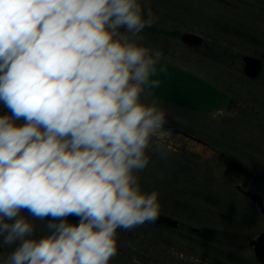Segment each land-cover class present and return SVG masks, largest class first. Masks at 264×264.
<instances>
[{"label": "clouds", "instance_id": "1", "mask_svg": "<svg viewBox=\"0 0 264 264\" xmlns=\"http://www.w3.org/2000/svg\"><path fill=\"white\" fill-rule=\"evenodd\" d=\"M156 19L140 0H0L4 264H109L117 229L158 218L136 174L167 138L165 112L141 102L165 71L138 43Z\"/></svg>", "mask_w": 264, "mask_h": 264}, {"label": "rangeland", "instance_id": "2", "mask_svg": "<svg viewBox=\"0 0 264 264\" xmlns=\"http://www.w3.org/2000/svg\"><path fill=\"white\" fill-rule=\"evenodd\" d=\"M140 3L142 7L151 8L154 16L157 17L153 25H157L159 28L163 24H168L172 19L170 23L175 24L178 30L190 29L196 31L206 37L207 40L214 36L229 41L239 42L241 40L242 43L238 50L242 52H248L252 48H264L260 43H249L246 38L238 39L241 38L240 35L247 37L250 34H254L258 38H264V0H140ZM173 44L174 42H169V45ZM248 44H251V46H248ZM173 46L175 47L174 51L180 49L177 44ZM189 63L205 71L203 72L205 74H213V71L209 70V66L215 64L208 58L203 56L198 57L197 60L192 58ZM219 77V80H217L219 83L226 85L228 82L232 85L234 96L238 99L240 98L239 95L245 92V83L231 68H221ZM261 90L264 91V89ZM141 102L151 105L143 97H141ZM235 102L240 106L243 104L238 100ZM250 103L252 104L251 101ZM157 107L161 110L165 109L160 106ZM243 111L247 112L248 110L233 108L231 111H226V114L229 115L235 113L232 122H228L230 123L229 127H227L226 122L213 118H197L185 114L174 117L173 113L165 114L166 117L175 119L178 123L199 135L212 137L227 148L234 147L237 152L248 148L247 145L254 146V154L247 156V158L250 159L249 162L255 171V179L249 181L233 177L232 183H239L245 188L258 191L264 202V122L258 121L254 114L250 115L251 118L245 113L240 114ZM0 114L10 115V112L4 108L2 103H0ZM158 143L161 145V150H157L156 145ZM173 148L172 151L179 155H171V148L165 142L157 141L155 138L152 140L149 148L146 149L149 163L143 170L136 173L142 192L151 193L156 191L158 193L160 213L170 214L178 218L180 222H186L188 225L195 226L200 223L208 225L212 232L216 230L220 234L217 236L220 237L218 240L222 247L234 249L235 244L238 248L241 244L243 251L239 253L236 250L239 256L242 257V254L246 253L251 258L253 253L251 247L248 246V238L252 237L263 226L264 216L245 194L236 191L224 182H219L221 192H206L202 187L214 186L217 183H214V180L210 177L200 176L190 166L192 162L190 159L199 160V156L193 153L189 154L176 146ZM201 163L205 162L202 161ZM207 165L208 170L217 169V166L208 163ZM209 171L213 172V170ZM217 179L223 181L226 178L221 174ZM206 201H218V205L221 206L220 211L216 214L212 208H202L204 206L202 203ZM25 217L34 224V235L36 237L48 234L47 222L32 220L28 216ZM206 219L209 221L205 222ZM226 222L230 224H224ZM150 230L147 223L128 230L117 229L118 250L109 264H158L159 262H155L156 259H154L155 261L138 259V251H136L140 247L138 239L142 234L149 237L150 232H152ZM162 231L164 234L171 232L170 230ZM180 242L177 239L174 247L180 246ZM0 246L10 251H13L15 247V245H2V242H0ZM161 248H166L165 243H161ZM200 249L197 248L198 251ZM196 256L191 258L193 264H212L215 260L210 253L203 254L204 262L201 261L202 259L198 255ZM160 258L164 259V264H173L167 257ZM227 264H240V262L234 260V262Z\"/></svg>", "mask_w": 264, "mask_h": 264}, {"label": "flooded vegetation", "instance_id": "3", "mask_svg": "<svg viewBox=\"0 0 264 264\" xmlns=\"http://www.w3.org/2000/svg\"><path fill=\"white\" fill-rule=\"evenodd\" d=\"M171 20L172 19H170V22ZM170 22L168 24L161 25L162 27L160 28L157 25L146 27L139 34L140 40L138 41V43L145 47L150 48L153 54L159 52L161 58L170 61L182 67L183 69H186L212 82L213 84L222 88L223 90L227 91L231 96V102L227 107L223 109H214L211 113H204V112L191 111L176 107L174 105L168 104L164 101H161L149 95L147 92L142 93L141 97H143V99L151 105L154 104L156 106H160L161 108H165L163 109L164 112L167 114L173 113L174 117H176V115H182V114L188 116H195L197 118L208 117V118H213L215 120H221L223 122H226L227 127H229L228 125L232 122L231 120L233 118V114L235 113H231L229 115L226 114L227 113L226 111L229 110L231 111L233 110V108H242V109H247L248 111L247 112L243 111L240 114L243 115L245 113L247 114V116H249V118H251L250 115L254 114L258 121L264 122V91L261 90L264 89V48L263 49L252 48L249 49L248 52H242L238 50V47L242 43L241 40L239 42L229 41L227 39H218L215 36L207 40L206 37H203L196 31L190 29L178 30L175 27V24ZM184 31H190L196 33L202 37V40L197 44L185 43L180 40V34ZM240 37L241 38L238 39L246 38V40L251 44L260 43L264 46V38H258L254 34L247 35V37L245 35H240ZM169 42L170 43L174 42V44L175 45L177 44L180 49L174 51L175 48L173 46L174 44L169 45ZM251 44H248V46H251ZM243 55H248L256 59L257 67L254 73L247 74L244 71V62L242 59ZM201 56H203L204 58H208L209 60H211L213 64H215L213 66L211 65L209 66V70L210 71L212 70L213 74L208 72H206L208 74H205L203 73L205 71H202L201 69H198L197 67L192 66L189 63V61L192 58H195L197 60L198 57ZM221 68H231L236 73V75L245 83V89H244L245 92L239 95L240 97L239 99L234 96L233 93L234 91L231 84L227 82L226 85H223L217 81L220 78L219 76H220ZM236 100L243 102V104L241 106L237 105L235 102ZM250 101L252 102V104L250 103ZM165 131L167 138L166 140H163V142H165L167 146L171 148V152L169 151L171 155L173 156L179 155V154H175V152L172 151L174 149L173 147L176 146L181 148V150L186 151L189 154L193 153L199 156L200 158L199 160L190 159V161H192L190 166L193 167L200 176L205 175L206 177H210L211 179L214 180V183H217L214 186L209 185L210 187H206V186H204V188L202 187V189H204L206 192H210V191L221 192L222 190L219 187V182L220 183L224 182L228 184L229 186H231L236 191H239L242 194H245L244 191L246 190L255 191L249 188H245L241 186L239 183H234V184L232 183V181L234 180L233 177L241 178L242 180L253 181L255 179V175L252 179H247L223 167L216 159V155L219 152L232 155L242 160L254 171V169L252 168L249 162L250 159L247 158V156L249 157L252 154H254V146L247 145L248 148H245L240 152H237L234 150V147L227 148L224 145H222L219 141L214 140L212 137L199 135L193 132L192 130H190L188 127L181 125L175 119H171L168 117H166ZM199 161L201 162L203 161L205 163H201ZM207 163L217 166V169H209V170H213V172H210L208 170ZM221 174L224 175V177L226 178L223 181L217 179V177L221 176ZM228 181H230L231 184L230 182L227 183ZM202 205H204L202 206V208L214 209L213 211H215L216 214L218 213V211H220V207H221L220 205H218V201H212V202L206 201L203 202ZM162 214H166V213H162ZM23 215L28 216L26 212L23 213ZM166 215H169L176 219L175 226H167L164 224H155L150 222H146V223L152 224L156 227L161 226L163 227L162 229L165 231L166 230L171 231L168 234H164V232L160 230L159 227H157L158 229L156 232H154V234H152V237H153V244L156 247H158L157 251L165 253V256L167 255L166 257L170 258L172 262H174L177 259L181 261L182 264H193L191 262V258L197 257L196 255H198L199 258L202 259L200 260L204 262V258H202L203 254L210 253L215 258L212 264H227L230 262H234V260L240 262V264H251L252 262H253L252 264H261L258 261H256L255 257L253 256L254 254L253 255L251 254V258H250L248 254L242 252L244 254H242V257H240L239 253L243 251L241 244H239V248L235 244L234 249L222 247L221 243H219L218 240L220 239V237L217 236L220 234L216 232V230H213L212 232L209 229L208 225H204L203 223L197 224L195 226L188 225L186 222H180L178 218L170 214H166ZM207 218L210 219L209 217ZM30 219L33 220L32 217H30ZM208 219H206L205 222H208L209 221ZM34 220L39 221V219H34ZM41 221L48 222L47 220H41ZM224 224H230V223L226 222ZM262 227L252 237L248 238V246H250L251 249H252V245H250L249 241L256 236V234L262 229ZM173 231L174 233H172ZM161 232L163 234H159ZM177 239L181 241L180 242L181 245L178 247H174ZM162 242L165 243L166 246V248L164 249L161 248ZM197 248H201L200 251H198ZM203 249L204 250L207 249V251L204 252ZM11 252L12 251H10L9 249H4L2 246H0V259H1L0 264H4V261ZM157 261H159V259H157Z\"/></svg>", "mask_w": 264, "mask_h": 264}, {"label": "water", "instance_id": "4", "mask_svg": "<svg viewBox=\"0 0 264 264\" xmlns=\"http://www.w3.org/2000/svg\"><path fill=\"white\" fill-rule=\"evenodd\" d=\"M180 40L185 43L197 44L202 40V37L196 33L184 31L180 34ZM242 59L244 71L247 74L254 73L257 67L256 59L248 55H243ZM159 60L158 67L164 68L165 71L160 74L159 87L146 91L149 95L182 109L204 113H211L214 109H223L230 104L231 96L227 91L170 61L161 57ZM216 159L223 167L247 179H252L255 175L246 163L232 155L219 152ZM244 193L264 216L261 194L250 190H246ZM68 222L76 224L79 221L77 217L70 216ZM150 223L175 226L176 219L159 212L158 218ZM249 243L252 245L256 261L264 264V226Z\"/></svg>", "mask_w": 264, "mask_h": 264}, {"label": "trees", "instance_id": "5", "mask_svg": "<svg viewBox=\"0 0 264 264\" xmlns=\"http://www.w3.org/2000/svg\"><path fill=\"white\" fill-rule=\"evenodd\" d=\"M159 227L160 230H163L161 226H157ZM156 226L152 225V224H148V228H150L152 232H150V236H146L144 234H142V236L138 239V245L140 246L138 248V259H146V260H154L156 259L155 262H159L158 264H164V259L163 258H160V257H166L165 256V253L163 252H159L157 251L158 247H156L154 244H153V237H152V234H154V232L157 231V228ZM157 259H159V261H157ZM143 261V260H142ZM169 261L172 262V260L169 258ZM146 262V261H145ZM173 264H182L181 261L179 260H175L174 262H172Z\"/></svg>", "mask_w": 264, "mask_h": 264}]
</instances>
